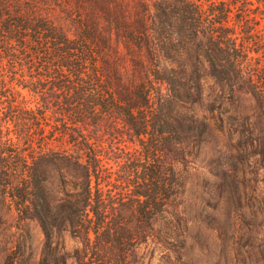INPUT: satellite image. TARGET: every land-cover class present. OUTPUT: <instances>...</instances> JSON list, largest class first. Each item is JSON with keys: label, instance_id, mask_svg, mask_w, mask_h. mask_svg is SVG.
I'll return each mask as SVG.
<instances>
[{"label": "trees", "instance_id": "1", "mask_svg": "<svg viewBox=\"0 0 264 264\" xmlns=\"http://www.w3.org/2000/svg\"><path fill=\"white\" fill-rule=\"evenodd\" d=\"M234 7L233 0H0V184L4 197H17L11 201L18 214L35 219L46 236L39 264H51L50 240L58 228H72L86 242L80 264H104L95 239L123 228L107 220L102 184L108 182L91 142L93 129L108 118L120 120L142 149L121 179L132 184L125 192L137 214L149 221L152 209L172 195L166 158L178 184L173 163L185 159L190 144L204 142L208 131L190 107L202 88L197 70L187 74L192 59L194 68L200 58L208 63L229 97L249 94L254 100L253 114L234 131L244 139L239 147L246 155L264 159V68L255 73L248 65V46L261 42L249 34L245 17L228 23ZM17 69L26 71L22 80L40 107L26 114L28 127L19 132L27 148L10 150L2 125L21 117L10 84ZM52 166L72 184L60 200L46 186ZM249 221L241 219L240 245L258 249L261 256L252 264H264V237L244 230L251 225L257 234L264 219Z\"/></svg>", "mask_w": 264, "mask_h": 264}, {"label": "rangeland", "instance_id": "2", "mask_svg": "<svg viewBox=\"0 0 264 264\" xmlns=\"http://www.w3.org/2000/svg\"><path fill=\"white\" fill-rule=\"evenodd\" d=\"M199 1L206 4V0ZM233 2L237 7L232 9L228 23L234 26L239 16L247 19L249 34L261 42L259 46H248V65L255 73H261L264 68V0ZM237 41H241L240 37ZM22 64L24 67L23 61ZM192 64L193 59L189 61L187 74L190 76L197 70L202 88L200 99L190 107L199 119L205 120L208 131L204 142L190 144L185 159L173 163L179 173L178 184L169 171L172 160L166 158V182L172 181V195L160 209H152L153 218L149 221L137 214L138 206L132 203L131 194L125 192V187L132 184H121V179L125 180L128 175V163L143 154L141 147L120 120L108 118L93 129L91 142L95 152L100 154L101 179L108 182L102 184L105 208L109 211L107 220L110 227L115 222L123 226L120 232L102 233L95 239L94 245L103 249L99 255L104 258V264H242V259L245 264H252V260L261 256L258 249L245 248L238 239L242 218L248 222L254 215L264 219V159L261 155H246L239 147L244 139L234 131L239 122L253 114L255 102L249 94L229 97L220 91L205 60L200 58L195 68ZM250 67L246 66L244 72ZM16 71L10 84L16 99L15 110L21 117L18 123L9 120L2 125L3 140L10 150L27 148L19 132L28 127L27 120L24 121L26 114L40 107L38 95L22 80L27 76L26 71ZM47 176L46 186L51 198L60 200L72 184L53 166ZM16 185L22 188L25 184H13ZM3 186L0 184V264H39L46 236L35 219L18 214L11 201L15 202L17 197L9 194L4 197ZM175 186L179 190L176 195ZM13 193L18 194L16 190ZM244 230L251 236L264 237V229L258 228L255 234L254 227L245 225ZM82 240L72 228L56 229L50 240L51 264H62L63 257L67 264H80L79 250L86 244Z\"/></svg>", "mask_w": 264, "mask_h": 264}]
</instances>
